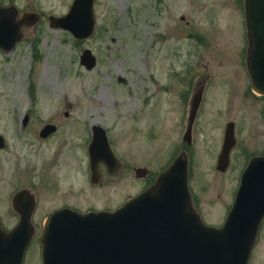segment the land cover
<instances>
[{
	"label": "rangeland",
	"instance_id": "obj_1",
	"mask_svg": "<svg viewBox=\"0 0 264 264\" xmlns=\"http://www.w3.org/2000/svg\"><path fill=\"white\" fill-rule=\"evenodd\" d=\"M71 1L0 0V5H15L19 18L24 12L39 15L34 23L20 27L23 36L10 51H0V131L4 114L54 113L57 121L68 124L67 137L77 138L67 148V161L73 174L79 169L78 154L82 156L83 143L90 137L92 124L106 126L113 140L112 148L124 166L112 175L102 169V181L94 185L86 160L85 194L74 195L69 202H75L81 210L114 209L139 187L137 182L131 184V173L126 166L131 134L129 110L145 95L150 98L148 114L137 118H149L150 130L156 126L159 132L151 137L148 149L156 158L165 155L151 165V170L157 171L165 161L163 149L169 145L166 139L172 126L171 117L162 108L164 98L175 99L174 86L179 74L189 76L193 69L199 79L208 74L204 83V108L199 111L196 127L193 183L195 180L204 221L221 223L242 160H233L225 172L215 169L218 151L213 144L220 131L219 127L214 129L215 119H220V124L235 119L239 131L247 127L249 132L259 128L257 113L264 104V100L244 96L249 74L244 79L237 77L244 73L239 72V66L245 63L242 52L241 59L238 57L239 51L243 45L247 46L243 8L235 7L234 0H95L96 30L91 37L77 40L69 31L50 27L48 23L49 15L65 13ZM87 47L97 57L96 65L89 70L79 63V56ZM120 76L123 83L117 80ZM65 111L69 112L68 116L64 115ZM27 136L34 139L33 132ZM50 148L49 141L39 143L36 139L32 149L39 152H34V158L38 154L41 159L42 152L48 155ZM7 180L0 179V192ZM61 202L59 198L41 200L37 220L43 222L45 212ZM15 219L9 199L0 196V220L10 226ZM42 229L41 226L24 264H40L36 247ZM248 264H264V224Z\"/></svg>",
	"mask_w": 264,
	"mask_h": 264
},
{
	"label": "water",
	"instance_id": "obj_2",
	"mask_svg": "<svg viewBox=\"0 0 264 264\" xmlns=\"http://www.w3.org/2000/svg\"><path fill=\"white\" fill-rule=\"evenodd\" d=\"M93 2L74 0L65 15L49 17L50 25L67 29L77 38L88 37L95 26ZM245 10L248 69L253 87L263 92L264 0H245ZM16 14L13 5L0 7L2 49L9 50L21 38L23 22L38 18L25 13L16 20ZM80 62L87 68L95 64L90 49L83 50ZM231 137L232 128L225 137L230 144L222 149L216 167L222 171L228 165ZM94 165L92 159L96 176ZM19 194L14 198L16 209ZM143 201L138 206L128 201L112 212L62 209L51 214L41 237L42 264H247L264 217V158L252 159L244 170L221 227L204 224L192 209L181 157L160 174ZM30 208L20 210V220L9 232L0 229V264H22L32 235Z\"/></svg>",
	"mask_w": 264,
	"mask_h": 264
},
{
	"label": "flooded vegetation",
	"instance_id": "obj_3",
	"mask_svg": "<svg viewBox=\"0 0 264 264\" xmlns=\"http://www.w3.org/2000/svg\"><path fill=\"white\" fill-rule=\"evenodd\" d=\"M234 3L235 7L238 9L243 8L246 38L247 32L244 14V0H234ZM240 52L243 53L245 60L246 48L244 45L240 49L238 55L241 59ZM239 67V72L242 71V73H244L242 76L237 75V77L244 79L249 74L246 61L245 63L240 64ZM200 77L201 79H199V76H196L194 69L193 73L189 76L183 77L182 74H179L177 85L174 86L176 89L175 99L165 97L163 100L162 108L165 111L164 114L171 117L172 126L168 128L169 132L166 139L169 145H165L166 147L163 149L166 158L157 171H152L151 165L158 162V159L165 155H160L156 158L151 156L148 149L151 147V137L158 136L159 132L155 130L156 126L154 127V130H150L149 118H137L138 116H145V114H148L150 98L145 95L139 104L136 103L129 110L131 134L127 143L126 166L131 173V184L137 182L139 183V187H137L135 192L129 193V195H127L128 198L140 194L153 184L159 173L181 153L185 156L187 161L188 186L192 204L200 214L201 201L196 192L194 185L195 180L193 183V168L195 165L194 162H196L194 150L198 143L196 127L199 119V111L201 108H204V83L207 81L206 78H209V75L204 74ZM118 79L120 81L123 80L122 77H118ZM184 83H186V85H184ZM169 88L170 91H173L172 87ZM199 93H201V98ZM244 96L253 97L258 101L264 100V93H255L252 90L249 75L248 87L244 90ZM199 98L201 99L200 102ZM195 102L197 103L196 107H194V104H196ZM64 115L68 116L69 112L65 111ZM174 116L176 117L175 121ZM2 118L4 119V122L3 128L0 131V136H2V146L0 147V179L2 182L5 178H9V180L2 185L0 196L6 200L9 199V201L12 202L13 197L18 192H22L19 200V204L22 207L27 205L30 199L34 200V210L31 214L33 236L28 248L29 251L34 248L35 236L40 231L43 223L41 220H37V214L40 208L39 203L41 200H51L56 198L62 200L59 205L51 206V208L45 212L44 216L61 207H70L76 210L82 209L75 202H69V200L72 196L74 197V195L85 194L86 160L89 167V177L91 175V159H93L95 164H98L100 170V182L103 178L102 169H104L105 173L108 175L113 174L110 172L111 170H109L107 165L108 162L105 158L107 142L119 162H117L119 169L114 173L118 172L124 164H122L120 158L112 148L113 140L109 137L108 129L106 126H99V123H93L90 127V137L89 139L86 138L83 143L82 156L80 157L78 154L76 163L79 169L72 174L70 171L69 160L67 161V158L69 157L67 148L71 146L74 139L77 138L67 137V123L63 124L60 120L57 121L54 113L49 114L45 112H15L8 115L4 114ZM256 119L259 128L251 129L249 132H246L247 127L245 130L243 129L239 131L238 122L235 119H227L222 124L219 122L220 119H215L216 123H214V129L217 127L220 128L218 136L215 137L213 144V146H217L216 150L218 151L215 156V167L218 163L222 148L230 144V138L225 141V133L230 128L233 129L234 140L232 141L230 148L229 165L233 160L237 159L238 161L239 159L242 160V168L245 167L253 157H264V104L262 105L261 110L257 113ZM177 120H179L178 124ZM76 122L78 123V121ZM76 122L75 126L77 125ZM242 124L245 125L244 120L242 121ZM10 126L11 128L9 129ZM98 127L104 129L106 137L103 135L102 130L97 129ZM176 130L177 134L174 136ZM32 132L35 140L30 139L27 136V134ZM136 132H138L139 135H136ZM95 133L97 134L96 146L92 150H89L88 147L92 142ZM175 137L176 139H174ZM171 138H173V141H169ZM36 139H38L39 143H44L46 141L50 142L51 148L46 152L48 155H45V153L42 152L41 159H39L38 154L36 155V158H34V152H39L36 149L35 151L32 149L33 145H36ZM137 148L143 149L137 151ZM233 192L234 190L232 191V195H235ZM232 195L231 198H234V195ZM75 199L76 198H74V200ZM13 212L15 213V221H13V224L10 226L5 223L2 224L1 222V227L3 229L11 228L19 220L20 214L14 209Z\"/></svg>",
	"mask_w": 264,
	"mask_h": 264
}]
</instances>
